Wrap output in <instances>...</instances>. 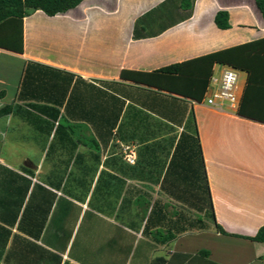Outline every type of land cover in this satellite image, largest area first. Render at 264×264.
<instances>
[{
  "label": "crops",
  "instance_id": "obj_1",
  "mask_svg": "<svg viewBox=\"0 0 264 264\" xmlns=\"http://www.w3.org/2000/svg\"><path fill=\"white\" fill-rule=\"evenodd\" d=\"M21 36L0 48V264H264V84L240 71L231 111L160 72L263 39L256 0H84Z\"/></svg>",
  "mask_w": 264,
  "mask_h": 264
},
{
  "label": "trees",
  "instance_id": "obj_2",
  "mask_svg": "<svg viewBox=\"0 0 264 264\" xmlns=\"http://www.w3.org/2000/svg\"><path fill=\"white\" fill-rule=\"evenodd\" d=\"M84 0H0V48L10 51H22V21L31 11H42L46 16L53 17L65 14L79 6ZM256 4L264 19V0H256ZM187 17L191 12V5H185ZM215 24L219 29H228V15L226 12H218ZM13 28L11 33H1L4 28ZM15 29L18 31L15 32ZM231 66L248 74V82L252 84H264V38L252 43L243 44L226 50L215 52L191 62L170 66L160 72L169 75H179L198 79L210 80L215 65ZM11 111V107L4 108L0 113ZM73 132V128L70 127ZM94 146V144H93ZM200 158L201 149L199 147ZM203 166V162H202ZM205 174V173H204ZM208 190L207 218L214 220L213 205ZM174 235L169 239H173ZM256 242L264 243V226L256 235L249 238ZM208 255L207 252H201ZM153 264H165L162 258L154 260Z\"/></svg>",
  "mask_w": 264,
  "mask_h": 264
},
{
  "label": "built area",
  "instance_id": "obj_3",
  "mask_svg": "<svg viewBox=\"0 0 264 264\" xmlns=\"http://www.w3.org/2000/svg\"><path fill=\"white\" fill-rule=\"evenodd\" d=\"M243 88L240 85V71L231 66H222L220 74L210 79L209 93L204 102L212 107L238 111ZM122 155L131 165L136 163L135 147L122 146Z\"/></svg>",
  "mask_w": 264,
  "mask_h": 264
}]
</instances>
